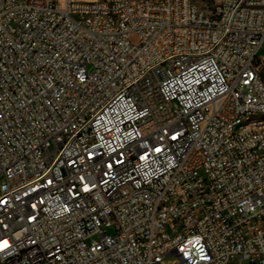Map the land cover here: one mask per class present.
Listing matches in <instances>:
<instances>
[{"label": "built area", "instance_id": "1", "mask_svg": "<svg viewBox=\"0 0 264 264\" xmlns=\"http://www.w3.org/2000/svg\"><path fill=\"white\" fill-rule=\"evenodd\" d=\"M263 47L264 0H0V264H264Z\"/></svg>", "mask_w": 264, "mask_h": 264}, {"label": "rangeland", "instance_id": "2", "mask_svg": "<svg viewBox=\"0 0 264 264\" xmlns=\"http://www.w3.org/2000/svg\"><path fill=\"white\" fill-rule=\"evenodd\" d=\"M191 1H193L194 3H196L199 6H203L209 0H191ZM259 56L264 57V47L261 49ZM108 232H113V231L111 229H109ZM164 264H176V257L171 256V257L167 258L165 260Z\"/></svg>", "mask_w": 264, "mask_h": 264}]
</instances>
